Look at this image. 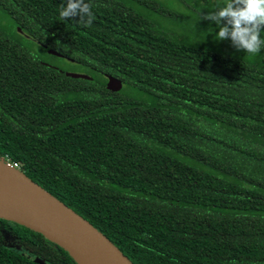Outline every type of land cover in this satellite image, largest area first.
Listing matches in <instances>:
<instances>
[{
	"label": "trees",
	"instance_id": "16d2710c",
	"mask_svg": "<svg viewBox=\"0 0 264 264\" xmlns=\"http://www.w3.org/2000/svg\"><path fill=\"white\" fill-rule=\"evenodd\" d=\"M63 2L0 0V160L132 264H264V49L215 39L217 0H89L91 25ZM4 233L76 264L3 218L0 264H39Z\"/></svg>",
	"mask_w": 264,
	"mask_h": 264
},
{
	"label": "water",
	"instance_id": "95a60500",
	"mask_svg": "<svg viewBox=\"0 0 264 264\" xmlns=\"http://www.w3.org/2000/svg\"><path fill=\"white\" fill-rule=\"evenodd\" d=\"M40 62L68 77L89 78L85 73L61 68L45 58H41ZM105 78L103 86L106 89L116 91L120 88L118 79L111 76ZM0 165L19 174L39 193V195H32L26 189L17 186L7 188L11 198L0 196V218L40 233L44 238L65 250L76 264H132L117 247L85 219L30 181L15 167L2 160ZM35 261L40 262L36 259Z\"/></svg>",
	"mask_w": 264,
	"mask_h": 264
},
{
	"label": "clouds",
	"instance_id": "9594fccd",
	"mask_svg": "<svg viewBox=\"0 0 264 264\" xmlns=\"http://www.w3.org/2000/svg\"><path fill=\"white\" fill-rule=\"evenodd\" d=\"M59 8L64 20L79 17L78 22L91 25L94 18L89 0H64ZM201 18L215 22V39H229L236 50L254 56L264 49V0H217L214 10Z\"/></svg>",
	"mask_w": 264,
	"mask_h": 264
},
{
	"label": "bare ground",
	"instance_id": "6f19581e",
	"mask_svg": "<svg viewBox=\"0 0 264 264\" xmlns=\"http://www.w3.org/2000/svg\"><path fill=\"white\" fill-rule=\"evenodd\" d=\"M17 186L21 189H26L32 195H39V193L29 186L19 174L9 171L6 167L0 165V196L11 198L7 192L9 187ZM37 192V193H36Z\"/></svg>",
	"mask_w": 264,
	"mask_h": 264
},
{
	"label": "flooded vegetation",
	"instance_id": "af4514ba",
	"mask_svg": "<svg viewBox=\"0 0 264 264\" xmlns=\"http://www.w3.org/2000/svg\"><path fill=\"white\" fill-rule=\"evenodd\" d=\"M4 239H5V246L6 247L13 249V250H16V251L20 252L21 254H23L27 257H31L34 262H36L35 261V259H36V260L40 261L39 264H48V263H45L42 259L37 258V257H33L32 255H30L25 249H23L20 246L19 243L16 242V240L13 237L9 236L6 233H4ZM36 263H38V262H36Z\"/></svg>",
	"mask_w": 264,
	"mask_h": 264
},
{
	"label": "rangeland",
	"instance_id": "374dc122",
	"mask_svg": "<svg viewBox=\"0 0 264 264\" xmlns=\"http://www.w3.org/2000/svg\"><path fill=\"white\" fill-rule=\"evenodd\" d=\"M31 47H33L32 49H36V53L38 54L39 52H40V49L38 48V47H36V45L33 43V44H31ZM32 52V51H31ZM34 52V51H33ZM42 58H45V59H47L48 60V58L47 57H42Z\"/></svg>",
	"mask_w": 264,
	"mask_h": 264
},
{
	"label": "built area",
	"instance_id": "2783aa9c",
	"mask_svg": "<svg viewBox=\"0 0 264 264\" xmlns=\"http://www.w3.org/2000/svg\"><path fill=\"white\" fill-rule=\"evenodd\" d=\"M11 166L15 167V164H11Z\"/></svg>",
	"mask_w": 264,
	"mask_h": 264
}]
</instances>
